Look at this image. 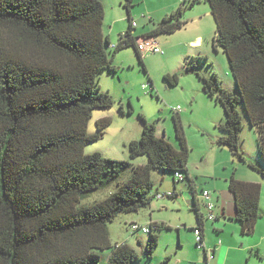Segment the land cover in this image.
<instances>
[{
    "label": "trees",
    "instance_id": "obj_1",
    "mask_svg": "<svg viewBox=\"0 0 264 264\" xmlns=\"http://www.w3.org/2000/svg\"><path fill=\"white\" fill-rule=\"evenodd\" d=\"M126 1L128 29L111 48L103 32L105 13L100 0H0V264L151 261L156 233L168 229L166 226L148 225L149 238L140 256L127 244H111L108 224L120 214L149 208L158 195L153 192V171L171 172L173 179L177 174L184 177L197 218L192 231L198 229L203 238L207 219L189 174L188 148L179 117L174 118L179 149L157 137L153 125L144 123L141 137L126 146L128 160L83 153L111 124L110 118L99 119L96 133L87 134L92 112L113 106L108 94L95 91L97 74L115 73L114 56L127 47H132L142 62L140 39H157L185 25L180 6L147 34L138 36L129 12L131 0ZM201 1L209 5L216 24L213 43L227 58L237 93L234 96L220 88L215 74L211 79L200 77L203 92L225 115L218 126L223 135L216 144L257 171L239 149L242 119L237 105H242L249 125L257 130L264 164V0H188V8ZM164 79L170 86L178 84L176 74ZM139 157H145V163L133 165ZM129 169L132 175L119 182ZM261 177L264 179V171ZM114 183L116 190L104 200L79 205L91 192ZM228 190L241 234L252 235L261 217L260 185L231 176ZM172 195L170 198L177 193ZM105 250L109 256L103 262L98 251Z\"/></svg>",
    "mask_w": 264,
    "mask_h": 264
},
{
    "label": "rangeland",
    "instance_id": "obj_2",
    "mask_svg": "<svg viewBox=\"0 0 264 264\" xmlns=\"http://www.w3.org/2000/svg\"><path fill=\"white\" fill-rule=\"evenodd\" d=\"M100 1L105 13L103 32L108 36L110 47L113 48L120 36L128 29V13L125 7L127 1ZM188 3V0L130 1L129 12L135 27L137 24L135 33L139 36L156 27L165 16L175 13L180 6L184 10L181 21L185 22V25L172 34L156 36L160 48L164 51L163 56L146 53L141 62L135 50L127 47L117 51L114 56V65L118 67L115 73L101 71L97 74L95 91L108 94L113 99V106L92 112L87 134L96 133L95 123L103 117L110 118L111 124L98 141L84 147L83 153L91 155L97 152L107 159L128 160L126 146L130 141L141 137L144 123L153 125L157 137L165 139L175 149H179L174 125V118L179 117L188 148L189 173L197 180L200 187L207 189L214 196L217 195V191L212 189L213 185L224 186L226 193L230 194L228 180L231 176L241 181L259 182L257 184L261 187L259 201L261 217L258 218L252 235H242L244 238H252V241L259 242V238L264 237L262 236L264 235V179L261 177L264 164L257 147L258 133L249 125L244 109L239 103L237 110L242 119L239 149L244 157L254 164L257 171L241 163L227 148H221L216 144L217 139L223 135L218 126L224 123L225 115L222 107L203 92L200 77L211 79L215 74L220 88L234 96L237 95L236 87L225 54L221 47L213 43L216 24L209 5L201 1L193 8H188ZM197 40L198 45H191V42ZM192 65L193 68L188 69ZM174 74L178 77V84L170 86L164 77ZM129 108H132L130 114ZM121 109L123 112L120 111ZM145 161V157H139L132 162L133 165H143ZM131 175L132 169H129L121 174L118 181H125ZM162 176H166L165 181H161ZM151 178L154 183L153 192L157 194L172 192L175 191L173 189L175 185L178 196L174 199L154 198L149 208L137 213L120 214L108 224L111 244L126 242L135 247L140 256L149 235L138 233L133 236L128 230L129 223L141 225L150 215L159 221H176L180 218L188 222L190 220L197 227L195 212L191 210L192 204L188 207L190 189L187 182L175 184L171 172L153 171ZM116 185L114 183L104 190L91 192L79 205L89 206L104 200L116 190ZM202 212L206 216L204 209ZM212 224L214 223L206 222V230L208 236L213 238ZM189 236L195 246L192 231ZM137 238L142 241L141 244L137 242ZM160 238H178V236L162 234ZM259 244L260 248H255L250 254L253 256L251 259L253 263L249 264H264V240ZM108 251H98V253L103 255ZM256 251L258 252L254 253Z\"/></svg>",
    "mask_w": 264,
    "mask_h": 264
},
{
    "label": "crops",
    "instance_id": "obj_3",
    "mask_svg": "<svg viewBox=\"0 0 264 264\" xmlns=\"http://www.w3.org/2000/svg\"><path fill=\"white\" fill-rule=\"evenodd\" d=\"M136 27H137V24H136ZM149 31H146L145 33H143V35L147 34ZM197 43H199L198 40L191 42V45H196ZM190 176L193 178L191 174ZM165 177L166 176H162L161 181H165L166 179ZM193 180H194L195 186L197 187V199L200 205L203 207V200H202L201 192L199 190L207 191V189L203 188L202 186L200 187V184H198L196 179L193 178ZM244 181L256 183V184L259 183L258 181L254 182L252 180L251 181L244 180ZM173 182L175 184L181 183L177 181L176 179L175 180L173 179ZM173 189L176 192L175 185ZM212 189L217 191V195L214 194V196L211 194V192L208 191L211 196L210 200L214 205V214L217 218V220L213 221L214 224H212V233L214 234V237L212 238L210 237V235L208 236L207 234L206 222H210V221H207V220L204 221L203 227H202L203 242H204L205 249L213 252V259L208 264H249V263H253V260H251L253 256H250V254L252 251H254L255 248H260L259 243L264 240V237L259 238V242L252 241L251 240L252 238H244L241 234L239 223L236 222L234 219L235 218V206H234V200H233L231 193L230 192H229L230 194L226 193L224 186L217 187L216 185H213ZM173 192L174 191L167 192V193H173ZM177 196H175L174 198H176ZM164 198L168 199V197H164ZM174 198H171V199H174ZM156 200H161V199L156 198ZM189 204H192L191 191H190V200L188 202V207H189ZM196 222H197V218H196ZM152 223L163 224L168 229H162L156 233L158 236V241H157V247L154 251L153 259L151 261L142 259L138 264H206L205 254H202L201 250L199 251L196 248V245L194 246L192 244V238H189L190 231L196 228L192 224L193 221L190 222L189 220L188 222L181 218L177 219L176 221H173V220L159 221L157 219L152 218L149 215L148 219H146L143 223H141V225L140 224L139 225L142 227H147L148 225ZM130 224H133V223H129L128 227L130 226ZM138 233L140 232H137L136 234ZM136 234H134L133 236H135ZM140 234H143V233H140ZM162 234L163 235L164 234H173V235L177 234L178 238H160ZM137 242L139 244L142 243V241L139 240V238H137ZM115 244H127V243L123 242V243H115ZM129 246L135 250V247L131 245ZM108 256H109V252L104 253L102 255L103 262L106 261Z\"/></svg>",
    "mask_w": 264,
    "mask_h": 264
},
{
    "label": "built area",
    "instance_id": "obj_4",
    "mask_svg": "<svg viewBox=\"0 0 264 264\" xmlns=\"http://www.w3.org/2000/svg\"><path fill=\"white\" fill-rule=\"evenodd\" d=\"M133 26H135V24H133ZM138 49L143 55L146 53L158 54L162 56L164 55V51L160 48L159 43L154 38L140 39L138 43ZM175 179L179 182H182L184 180V177L181 174H177ZM172 196H173L172 193L158 194L156 198L162 199L164 197L170 198ZM201 196L203 200V209L206 211V219L207 221L213 222L216 219V216L214 214V205L210 200L211 198L210 193L208 191H203L201 193ZM128 230L132 233V235L136 234L137 232H140L143 234H148L150 232V229L148 226L142 227L135 223L130 224ZM193 234L195 237V243H196L197 248L201 251L205 250V261H206V264H208L213 259V252L205 249L201 232L198 229H195Z\"/></svg>",
    "mask_w": 264,
    "mask_h": 264
},
{
    "label": "water",
    "instance_id": "obj_5",
    "mask_svg": "<svg viewBox=\"0 0 264 264\" xmlns=\"http://www.w3.org/2000/svg\"><path fill=\"white\" fill-rule=\"evenodd\" d=\"M196 45H198V43L196 44ZM196 248H197V246H196ZM198 249V248H197ZM202 252V254H205V250H203V251H201Z\"/></svg>",
    "mask_w": 264,
    "mask_h": 264
}]
</instances>
